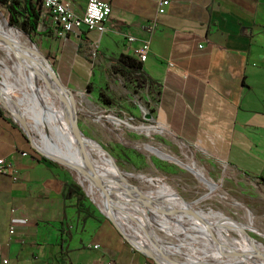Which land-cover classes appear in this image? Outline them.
<instances>
[{"label":"crops","instance_id":"1","mask_svg":"<svg viewBox=\"0 0 264 264\" xmlns=\"http://www.w3.org/2000/svg\"><path fill=\"white\" fill-rule=\"evenodd\" d=\"M69 1L84 13L88 0ZM106 1L112 10L103 33L83 25L60 38L47 17L53 36L36 35L66 87L116 80L108 69L148 41L136 74L156 91L168 128L264 179V0H171L162 14L159 0ZM130 95L120 102L126 108L136 104ZM32 145L0 109V159L20 171L17 181L0 173V264H151Z\"/></svg>","mask_w":264,"mask_h":264},{"label":"rangeland","instance_id":"2","mask_svg":"<svg viewBox=\"0 0 264 264\" xmlns=\"http://www.w3.org/2000/svg\"><path fill=\"white\" fill-rule=\"evenodd\" d=\"M0 12L6 16L4 8ZM2 27L22 39L9 60L3 48L11 44L0 30V109L27 131L36 155L64 169L98 215L107 218L100 202L141 249L153 248L173 264H264V183L259 177L223 160L215 147L175 135L160 117L156 91L140 75L118 72L116 80L73 91L60 79L45 44L0 19ZM26 56L38 63L36 82L46 102L38 104ZM133 57L145 62L136 53ZM127 91L136 102L132 106L130 100L128 108L120 103ZM45 111L50 128L41 117ZM56 145L94 160L103 179V190L96 192L99 202ZM74 160L86 172L91 169L90 163ZM141 254L151 264H172Z\"/></svg>","mask_w":264,"mask_h":264},{"label":"built area","instance_id":"3","mask_svg":"<svg viewBox=\"0 0 264 264\" xmlns=\"http://www.w3.org/2000/svg\"><path fill=\"white\" fill-rule=\"evenodd\" d=\"M45 6V14L49 16L52 28L57 37H65L69 33L86 25L92 30L98 32H105L107 20L111 13V4L106 0H88L84 13L80 14L75 12L71 7L69 0H43ZM171 0H159L158 12L160 14L166 12ZM154 27V24L150 26ZM130 43L138 41L137 37L131 35L128 37ZM150 44L148 41H139L138 45L134 48V53L140 58L141 61H146ZM26 154V153H23ZM0 173L8 175L13 181L19 179V169L12 162L0 159ZM15 213V209L12 210ZM10 234H15L16 230L14 225L10 227ZM7 262V260H5Z\"/></svg>","mask_w":264,"mask_h":264},{"label":"trees","instance_id":"4","mask_svg":"<svg viewBox=\"0 0 264 264\" xmlns=\"http://www.w3.org/2000/svg\"><path fill=\"white\" fill-rule=\"evenodd\" d=\"M0 8H4L6 11V16L0 12V19L11 29L17 28L23 31L33 41L36 40V35L49 34L53 36L51 25L47 23V17L44 15L42 0H0ZM41 25L45 27L44 30H41ZM141 68L142 63L136 58L131 55H122L119 63L113 66V71L115 73L120 72L122 75H125L128 71L136 74ZM43 97L47 98L45 92H43ZM24 134L26 135L25 132ZM261 180L264 183V179L261 178ZM70 191L73 194L78 193L80 195L79 200H82L85 196L81 189L74 185L70 186Z\"/></svg>","mask_w":264,"mask_h":264},{"label":"bare ground","instance_id":"5","mask_svg":"<svg viewBox=\"0 0 264 264\" xmlns=\"http://www.w3.org/2000/svg\"><path fill=\"white\" fill-rule=\"evenodd\" d=\"M0 30L7 36L8 40L10 41L11 47H8V48L7 47L6 48L4 47L3 49L8 53V56L10 58L9 60H11V59H13L12 50L13 49L16 50L18 48L17 42H18L19 39H22V38H21V36L19 37V35L16 37L15 32L9 30L8 28H3L2 27ZM28 59L30 60V68L27 69L28 71H26V72H28V74H29L28 75V79L32 82L31 85L33 86L34 92H35V94L37 96L38 104H40L41 101H42V97L43 96H42V92L40 90H39V93L36 90L37 82H36V77H35V75L38 73V68H37L38 63L35 62L31 57H28ZM43 100H44V102H46L45 99H44V97H43ZM45 112L44 113H41L42 114L41 117L44 118L43 120H44L45 125L48 128H50L51 127V116L49 115L48 111H45ZM62 132H66V131L63 130ZM50 133H51V131H50ZM48 138L51 140V142L53 144H56L57 141H56V138L53 135H51ZM56 147L59 150H61L68 157V159L70 161H72L74 163H76L74 159H77L78 161L90 163L91 169L89 171H87L88 176H89V179H86L84 177V180L87 182V192L96 201L97 200L96 199V192L97 191H100V190H103V179H102V177L100 175H98V173L96 171V167H95L94 160L92 158L91 159H86L83 156H79L78 154L74 153L71 150V148H69V147H67L68 148L67 150L64 149V148L61 149L57 145H56ZM97 202H99V201L97 200ZM99 204L101 205V207L103 208V210L106 212L104 205L101 204L100 202H99ZM114 210H115V212H117V209H114ZM136 234H138V233L136 232ZM149 251L152 252V253H155L156 255H158L157 252L153 248H151ZM158 256H161V255H158Z\"/></svg>","mask_w":264,"mask_h":264},{"label":"water","instance_id":"6","mask_svg":"<svg viewBox=\"0 0 264 264\" xmlns=\"http://www.w3.org/2000/svg\"><path fill=\"white\" fill-rule=\"evenodd\" d=\"M27 57V56H26ZM28 58V57H27ZM36 90H37V92L39 93V88H38V86L36 87ZM42 100H43V97H42ZM67 118H68V120H70L71 119V117L68 115L67 116ZM23 129V128H22ZM23 131L26 133V135H27V131H25L24 129H23ZM28 136V135H27ZM69 163L81 174V175H83L86 179H89V176H88V173L84 170V169H82L81 167H79L76 163H74V162H72V161H70L69 160ZM92 197V196H91ZM93 200V199H92ZM94 203H95V201H93ZM104 215H106L109 219H110V221L113 223V225L116 227V229L120 232V234L124 237V239L132 246V247H134L136 250H138L139 252H141V253H143V254H145L146 256H148V257H151V258H155V259H158V260H161V261H164V260H166V261H169V262H171V263H173L172 262V260L169 258V257H167V256H163V255H161V256H158V255H156L155 253H152V252H148V251H144L143 249H141L140 247H139V245L134 241V239L131 237V235L130 234H128L127 233V231H125L124 229H123V227L121 226V223H120V221H119V219H118V217H117V215L116 214H110V213H108L107 211L105 212L104 210H103V212H102Z\"/></svg>","mask_w":264,"mask_h":264}]
</instances>
